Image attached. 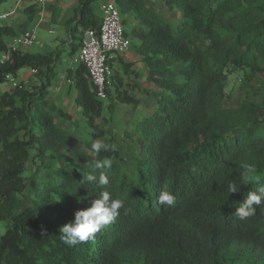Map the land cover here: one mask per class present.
<instances>
[{"label":"trees","instance_id":"16d2710c","mask_svg":"<svg viewBox=\"0 0 264 264\" xmlns=\"http://www.w3.org/2000/svg\"><path fill=\"white\" fill-rule=\"evenodd\" d=\"M101 1H79L67 22L69 55L80 50L85 30L99 31ZM117 3L142 67L113 68L106 100L84 64L67 71L88 141L63 128L59 118L71 115L50 98L60 47L18 49L0 66V86L23 69L36 71L0 96V222L8 223L0 264H264V206L244 220L234 215L249 191L264 186V101L225 106L230 74L264 85V0H158L159 10L145 0ZM37 10L25 7L29 22ZM165 10L176 15L168 18ZM19 35L0 22V54ZM129 75L144 85L127 82ZM117 104L148 106L124 137L133 155L124 156L108 133ZM97 138L114 146L96 157L113 161L106 189L82 185ZM246 163L256 173L244 186ZM231 183L240 192L231 194ZM104 190L124 202L119 217L93 240L63 243L60 229ZM162 191L176 195L174 206L158 203Z\"/></svg>","mask_w":264,"mask_h":264},{"label":"rangeland","instance_id":"374dc122","mask_svg":"<svg viewBox=\"0 0 264 264\" xmlns=\"http://www.w3.org/2000/svg\"><path fill=\"white\" fill-rule=\"evenodd\" d=\"M68 2H64L66 4H70L71 0H64ZM148 5H157L156 10H159L161 5L158 3V0H145ZM78 5L80 2H76ZM30 4H33V1L29 0H10L7 4H0V13L5 12L6 10H11L13 8H17L18 11L16 15H14L8 22L13 23L15 27L18 29V34L23 33L27 28L29 29V26L31 23L35 22V19L39 18V15L36 13L35 16H33L32 20L29 22V15L24 13L23 10L25 9V6H28ZM99 3H95V6H99ZM38 6V5H37ZM71 6L65 7V9L62 10V8H59V21L58 25L55 26V33L51 34L49 32V28L51 24H49L46 20H43L42 23L37 26L33 25L30 27V29L36 30V42L32 47H24L23 50H27L30 53H47L50 52V46L52 42L56 41L58 37L62 36L64 27H65V20L69 18V16H72L74 14V11L72 10ZM98 12L99 7H98ZM165 16L168 18L173 19L176 15V11L169 12L168 10H165ZM101 15V14H100ZM49 27V28H48ZM76 43H79V40L76 39ZM131 49V48H130ZM131 52V53H130ZM129 57L130 58H138V56L130 51ZM65 56L68 59L63 60L62 64L57 66V69L60 72H66L68 68L76 69L78 66V63L73 62V60L76 58L77 54H74L72 56H67L68 51H64ZM1 56V54H0ZM73 62V64H72ZM2 66V65H0ZM139 64L136 65L138 67ZM132 70H134V67H132ZM26 70H22L21 74L25 73ZM57 77L55 80H57ZM17 82H19L20 76L15 78ZM54 80V81H55ZM135 80H137L133 75H129V83L134 84ZM53 81V82H54ZM137 82V81H136ZM143 84V80H139L137 84ZM4 86H7L5 88H8V84H5ZM4 89L0 91V96L3 94ZM133 95L143 97L142 93L139 90H131ZM74 96L77 95V89L73 88ZM51 94V93H50ZM76 94V95H75ZM225 94L227 97L225 106L226 107H236L238 106L244 99L248 98L255 102H262L264 101V85L259 84V80H255L250 84H247L244 82L242 77L238 76L237 73H233L229 75L228 81L225 86ZM144 98V97H143ZM151 104V103H150ZM61 108H65L63 105L60 106ZM146 108L148 109V106L146 107H140L139 110H134L133 107H127L123 106L121 104H117L115 108V112L113 116L111 117V124L108 126V133L112 134L117 139V148L120 149L121 153H123L124 156L127 155H133L134 151L136 150L135 147L131 142H128L124 140V137L126 133H129V131L132 130V126L136 121H139L142 119V111L146 112ZM69 115H71V118H59V122L66 130H71L76 136L80 137L83 141H88L89 139V126L86 122V117L82 113L81 109L77 106L76 102L74 101V104L69 110L67 111ZM124 127V128H123ZM125 149V150H124ZM127 165V164H126ZM127 169L131 167L126 166ZM130 173H133L132 171H129ZM8 228L7 222H0V234H4L5 231Z\"/></svg>","mask_w":264,"mask_h":264},{"label":"clouds","instance_id":"9594fccd","mask_svg":"<svg viewBox=\"0 0 264 264\" xmlns=\"http://www.w3.org/2000/svg\"><path fill=\"white\" fill-rule=\"evenodd\" d=\"M114 146L109 145L103 139L97 138L90 144L89 151L93 159L87 161L84 167L87 171L83 175L82 185H96L106 189L110 183L109 171L113 161L109 157L98 159L101 151H110ZM256 167L253 164H244L241 173V184L246 186L251 179L255 178ZM241 189L235 183L228 185V191L238 193ZM158 203L172 207L176 204L177 197L170 191H162L158 196ZM264 206V186L255 191H249L243 203L239 205L235 216L241 220L253 217L257 214V208ZM124 208V202L113 199L111 193L104 190L99 197L92 201L91 206L75 212V218L60 229V239L68 246H76L80 243L95 239L105 227L111 225L120 215ZM132 210L125 209V215Z\"/></svg>","mask_w":264,"mask_h":264},{"label":"built area","instance_id":"2783aa9c","mask_svg":"<svg viewBox=\"0 0 264 264\" xmlns=\"http://www.w3.org/2000/svg\"><path fill=\"white\" fill-rule=\"evenodd\" d=\"M17 11V8H13L0 13V22L11 19ZM99 11L101 14L100 29L98 32L92 28L84 31L78 60L87 67L90 80L96 88L98 97L101 100H106L107 90L112 86L114 75L112 60L115 56L130 51L131 40L125 34L117 0L101 1ZM36 39L35 29H28L13 38L9 42L7 51L1 53L0 65L11 61L12 54L18 49L32 47ZM32 73L35 74L36 71L32 70ZM7 84L9 86L7 89H10L16 87L18 82L15 78L10 77ZM2 86H0V91Z\"/></svg>","mask_w":264,"mask_h":264},{"label":"crops","instance_id":"0c3cea01","mask_svg":"<svg viewBox=\"0 0 264 264\" xmlns=\"http://www.w3.org/2000/svg\"><path fill=\"white\" fill-rule=\"evenodd\" d=\"M29 1H33V4L30 5H38L37 8V14L39 15L38 19H35L34 23H31V25L29 26V29L31 26L35 25L36 28L37 26H39L43 20H46L50 26L49 28V32L51 34L55 33V26L58 25V21H59V8H62L61 11H63V9H65V7H69L71 6V8H73L72 10L74 11V14L72 16H69V18H67V20H65V27H64V31L62 36L58 37L56 41L52 42L50 46V52L52 51H56L59 47V49H61L63 51V60L68 59L65 54L64 51H68V47H69V33H68V25L67 22L74 17L75 15V10L78 7V4L76 2L80 1V0H71L70 4H66L64 2H68V1H64V0H42V1H37V0H29ZM29 6V5H28ZM27 7V6H25ZM9 11V10H6ZM5 11V12H6ZM3 13V12H2ZM10 20V19H9ZM9 20H7L8 24L13 25V23L8 22ZM3 22V21H1ZM132 23L134 22V20L131 21ZM28 30V28L26 29ZM22 34V33H20ZM24 48H22L23 50ZM130 51L134 52V49H130ZM129 51V52H130ZM80 50L76 53L77 56H75L76 58L73 60V62L78 63V66L80 64H82L79 60H78V54H79ZM125 53L123 55H118L115 56L114 59L112 60V64H113V68L115 69V71L119 70L121 68V62H124L126 64L130 63L133 65L134 70H140L142 67L141 61H140V57L138 56V58H130L128 55L131 53ZM48 53V52H47ZM135 53V52H134ZM136 54V53H135ZM67 56H71L69 55V51H68V55ZM63 60L61 61L60 65L62 64ZM72 62V64H73ZM139 64L138 67H136V65ZM77 66V67H78ZM76 67V68H77ZM75 70L73 68H68V70ZM26 70L25 73L21 74V71L18 75V77L20 76V81H24L26 84L29 83L32 79H33V73L32 70L29 69H24ZM67 70V71H68ZM67 71L66 72H60L58 70V78L57 80H55L53 82V86L50 89V98L53 104H55L58 108H61L60 106L63 105L65 108H61L63 109L66 113H68L67 111L69 110V108H71L74 104L75 101V97L74 93H73V88L70 83V81L67 78ZM120 72L121 69L119 70ZM139 82V80H135V83ZM127 82H129V80H127ZM7 86H2V89H7L5 88ZM132 93V92H131ZM76 95V94H75ZM69 114V113H68Z\"/></svg>","mask_w":264,"mask_h":264}]
</instances>
